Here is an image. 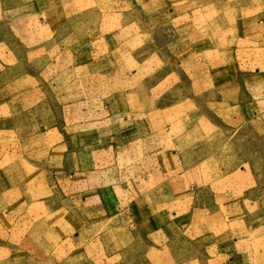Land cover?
<instances>
[{"label":"crops","instance_id":"crops-1","mask_svg":"<svg viewBox=\"0 0 264 264\" xmlns=\"http://www.w3.org/2000/svg\"><path fill=\"white\" fill-rule=\"evenodd\" d=\"M177 2L0 0V233L22 230L31 249L24 251L20 264H79L82 249L90 241L88 232L100 227L108 232L127 231L124 213L131 215L140 235L151 241L150 253L156 255L150 258L151 264H264V234L255 237L245 222L234 224L236 216L231 220L224 216L227 207L233 214L237 207L234 181L230 185L220 180L203 186L187 183L186 164L175 166L178 153L173 147L166 148L171 154L167 172L156 163L138 173L137 162L144 155L142 137L158 126L155 112L135 108L131 95H126L124 107L122 94L84 97L87 108L75 112L77 119L69 127H46L32 120L36 114L31 108L42 105L48 85L66 86L61 94L78 101L79 86L72 82L75 72H86L92 80L95 71L108 70L109 61L102 63L95 54L103 60L112 46L121 47V39L130 30L138 36L145 18L157 22L153 27L159 30L164 5ZM235 7H239L237 0ZM180 18L171 19L174 35L167 38L168 52L183 47L181 63L193 68L194 55L205 56L199 58L208 65L209 83L216 90L222 89L223 69L237 63L235 68L240 70L239 83L230 87L234 97L217 96L216 110L232 113L235 127L264 119V10L231 17L235 28L229 36L231 45L223 27L217 25L219 17L209 18L201 27L185 25ZM72 20L74 25L64 28ZM82 26L86 33L80 37L90 36L85 42L72 36ZM197 29L199 37L194 40L191 34ZM70 36L76 40L64 50L68 56L57 63L54 76H48L47 62L41 65L48 43ZM196 41L198 47L192 50L191 43ZM116 163L132 169H126L122 177L119 170L117 180L110 182ZM79 176H85L84 183ZM114 241L120 249L126 245L123 238ZM118 257L121 263L123 255Z\"/></svg>","mask_w":264,"mask_h":264},{"label":"rangeland","instance_id":"rangeland-1","mask_svg":"<svg viewBox=\"0 0 264 264\" xmlns=\"http://www.w3.org/2000/svg\"><path fill=\"white\" fill-rule=\"evenodd\" d=\"M237 1L239 3L237 9L234 8V0H180L181 3L177 2L175 5L165 4L164 9L161 10L165 13V17L164 21L158 22L159 30L153 27L157 22L144 17L142 33L134 36L135 32L130 30L128 36L121 39V42H124L121 47L112 46L110 53H105L103 60L100 55L95 54L100 59L98 61L102 63L109 61L108 70L95 71L92 80H88L91 75H87L86 72H75L72 82L76 81L79 86L78 101H71L70 94H61L66 86L58 88L55 85H48L42 105L31 108L36 114L35 119H32L33 122H42L41 124L46 127L51 125L69 127L77 119L75 112L81 113L86 110L87 104L82 101L84 97L94 94L98 97L105 93L111 96L122 94V107H124L126 95H131L135 100V108L142 107L147 111L155 112L153 116L156 120L155 127L158 126V129L153 132L147 131L142 137L144 140L141 147L144 157L142 156L141 163L137 162L138 173L147 172L148 167L151 168L156 163L167 172V164L171 162L167 158L171 154L166 148L173 147L178 153L175 166L186 164L187 183H203L201 185L203 186L206 182L220 180L219 183L230 185L234 181V189L238 192L235 193L238 199L237 207L234 214L227 207L224 216H227L228 220L236 216L234 224L245 222L255 237L264 234V119L260 118L254 124L244 123L241 127L238 125L235 127L232 113L219 112L216 110L218 106H215L217 96L229 99L234 97V90L230 87L239 83L240 70L235 68L237 63H233L228 70H222L223 76L220 77L223 78L224 83L222 89L216 90L212 83H209L208 65L204 60H200L205 56L194 55L196 59H192V63H195L193 68L187 67L185 62L181 63L184 56L183 47L176 48L179 50L175 53L167 51V38L174 35L171 19L175 16L181 17L179 22L197 27L205 26L211 17H219L223 23L219 21L217 25L223 27L231 45L232 39L229 36L235 29L231 26V17L264 10V0ZM150 13L148 11V14ZM168 16L171 18H166ZM94 23L97 24L96 21ZM68 24L74 25V21L67 23L64 28H67ZM92 24L91 21L89 25ZM84 30L86 27L82 26L79 30H75L72 36L76 35L78 40L85 42L90 36L85 34L80 37L86 33ZM88 34L92 35L90 32ZM72 36L63 39L64 42L58 39L48 43L46 58L41 59V65L43 61L47 62L48 76L51 74L54 76L57 63L68 56L64 50H69L70 43L76 40L72 39ZM191 37L194 40L199 37L198 29L191 34ZM0 40L2 41V38ZM187 42L185 38V43ZM197 43L199 41L194 42L193 45L191 43L192 50H196ZM119 49L123 52V56L119 53ZM17 57L21 60V55ZM203 65L205 66L201 67ZM36 66L38 67V59ZM199 67L201 69H198ZM114 105L117 107V102ZM93 110L97 111L98 107H94ZM36 129L40 130L37 127ZM198 163H200L199 167H195ZM119 165L118 163L112 165L117 172L110 170L113 178L110 182L117 180L115 178L118 177L119 170L122 177L128 173L127 170L132 169L127 165L123 167ZM190 165L193 167H189ZM190 168L193 169L190 171ZM79 178V182L84 183L85 176ZM85 185L80 184L83 187ZM225 194L226 197H230V193ZM124 215L126 217L122 222L127 231L117 229L108 232L104 227H100L88 232V235H91L90 241L85 245L84 250L82 249L84 257L81 255L79 264H151L150 258L153 260L156 256L150 253L151 241L140 235L139 226L131 220L130 214L124 213ZM49 219H52V216ZM119 237L126 241L125 247L121 249L114 241ZM30 249L28 241H24L22 230L0 233V264H20L25 257L24 251ZM136 249L140 250L135 252ZM119 253L123 255L121 263ZM141 253L140 261L138 257Z\"/></svg>","mask_w":264,"mask_h":264}]
</instances>
